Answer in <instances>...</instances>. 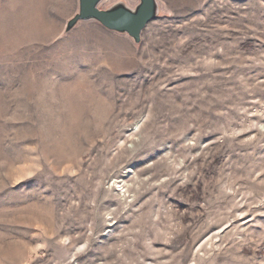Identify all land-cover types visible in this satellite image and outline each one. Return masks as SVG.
Returning <instances> with one entry per match:
<instances>
[{"label":"rangeland","instance_id":"obj_1","mask_svg":"<svg viewBox=\"0 0 264 264\" xmlns=\"http://www.w3.org/2000/svg\"><path fill=\"white\" fill-rule=\"evenodd\" d=\"M157 3L0 0V264H264V0Z\"/></svg>","mask_w":264,"mask_h":264},{"label":"water","instance_id":"obj_2","mask_svg":"<svg viewBox=\"0 0 264 264\" xmlns=\"http://www.w3.org/2000/svg\"><path fill=\"white\" fill-rule=\"evenodd\" d=\"M103 0H79L80 7L67 23L72 29L81 20H96L110 30L127 33L137 43L148 23L157 16V0H140L136 8H130L120 2L111 8H101Z\"/></svg>","mask_w":264,"mask_h":264}]
</instances>
